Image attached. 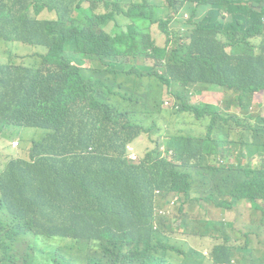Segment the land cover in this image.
I'll use <instances>...</instances> for the list:
<instances>
[{"label": "trees", "instance_id": "obj_1", "mask_svg": "<svg viewBox=\"0 0 264 264\" xmlns=\"http://www.w3.org/2000/svg\"><path fill=\"white\" fill-rule=\"evenodd\" d=\"M125 1L0 0V41L15 50L6 51L9 62H0V143L22 123L47 130L28 158H0V264H35L42 250H48L46 264H176L182 250L171 245L174 228L190 232L192 223L214 244L208 256L190 249L184 264H233L238 251L241 264H264V252L246 259L264 227V158L258 154L264 115L250 103L253 86L264 89V12H254L246 30L230 29L222 43L207 14L170 48V41L156 46L148 33L145 0H132L131 9ZM210 1L190 0V10L195 14ZM214 1L241 8L236 0ZM100 7L122 11L128 32H105ZM45 11L54 18L40 17ZM247 36L251 40L243 41ZM20 43L37 50L27 62L18 61L25 57ZM59 48L76 52L75 63ZM206 53L228 64L244 59L233 72L236 82L212 60L206 63ZM84 57L89 68L79 66ZM144 57L161 63L146 64ZM215 85L233 92L225 104L192 102ZM222 131L231 140L215 139ZM145 135L143 154L138 144ZM166 149L174 151L172 160ZM230 152L236 164L228 161ZM194 180L209 192L201 208L237 216L238 205L248 201L254 227L239 239L229 233L234 220L185 217L167 225L157 218L155 206L169 219L177 217L175 204L184 212L186 201L176 192ZM57 240L60 245L50 246Z\"/></svg>", "mask_w": 264, "mask_h": 264}, {"label": "rangeland", "instance_id": "obj_2", "mask_svg": "<svg viewBox=\"0 0 264 264\" xmlns=\"http://www.w3.org/2000/svg\"><path fill=\"white\" fill-rule=\"evenodd\" d=\"M240 9H235L232 6H221L217 4L216 1H210L207 4H200L195 12L190 10L191 2L190 0H145L143 1L149 11V16H151V22L148 26V33L155 39L156 43L160 46H163L166 41H170V48H178L186 39V34L188 31H191L195 28V24L199 22L205 15L210 14L209 22L212 28L216 29L217 35L215 36V41L222 43L226 39V33L232 29L236 28V32H241L251 27L252 22L251 18L254 12H264V0H236ZM195 6V3L193 4ZM126 9H131L133 7L132 0H126L124 2ZM98 11L106 15V19L103 23L100 24V27L107 33L113 34V30L116 27H125L126 26V17L122 11H118L116 7L111 9H106L103 7L98 8ZM75 18H81L82 15L74 13ZM42 18H51V14L47 11L41 14ZM54 18V17H52ZM264 19V18H263ZM264 21V20H263ZM251 40L249 36L243 39V41ZM7 44H13L12 42H7ZM21 52L25 55L22 59H19V62H27L28 57L34 55L37 50L34 49L35 46L25 43H20ZM127 46L130 48L131 41L127 40ZM28 48V49H27ZM8 50V51H7ZM61 54L71 57L72 61L75 63V58L77 53L68 49V48H59ZM6 51L8 55L15 53V50L9 46L4 45L0 41V62H9L10 60L6 57ZM209 60L216 66L222 67L226 71L227 77H230L233 81L236 82V77H233V72L239 70L242 65L245 64L244 59H239L236 62L229 61V64L221 58H217L213 54H205L204 61L209 64ZM125 65L130 64V58L124 57L123 60ZM143 62L149 65L158 64L161 62H156L150 57H144ZM82 68H89L90 61L88 58L83 59L79 65ZM217 70V68H215ZM249 84V83H248ZM247 84V85H248ZM218 86H212L210 91H205L201 95H196L197 97H192V102L197 103L200 101L211 102L215 104H225L226 97L231 93L227 90L217 89ZM254 90L250 98V103L253 105V111L256 114L264 115V91L262 88L253 86ZM235 109V108H233ZM244 122V121H243ZM236 130H241V133L254 138L252 135H249L251 131H248L245 126H237ZM46 128L40 126H34L30 124L22 123L18 126L13 127L9 131V136L11 139L4 140L0 143V158L9 161L13 157H22L28 158L30 151L33 145L36 142H40L46 136ZM264 133V130H262ZM229 133V132H228ZM238 136L240 133L237 131ZM217 140H231V135H227L225 131L217 133L215 136ZM261 139V138H260ZM149 144L148 136H144L141 142L138 144V148L143 151V154L146 151V147ZM154 145L151 147L153 148ZM208 153V152H206ZM139 155V158L143 155ZM258 154L261 159L264 158V150H259ZM219 162L222 160L219 158ZM228 161L236 164L235 154L230 152L228 155ZM195 162V159L190 161V165ZM208 191L201 186L199 180H194L189 186L188 190L184 192V197L186 201L184 213L189 216L191 219L197 220L198 218L205 217L206 220H213L218 223L227 224L228 222L235 221V230H229V233L237 238L241 239L243 233L254 225L250 222L251 219V203L244 201L237 207V216L224 210L222 208H210L209 211H206L204 208H201L200 204L205 200V197L208 195ZM263 204L262 201H260ZM165 207V205H163ZM179 205L175 204L171 211L174 216L179 217L180 213L178 211ZM260 213V211H259ZM241 231V233L238 232ZM262 240H255L251 244V250L246 251V259L250 260L252 256H258V252H264V227L261 228ZM197 229L194 225V229L188 232L182 227L175 226L174 228V242L171 243L172 246H178L182 252L175 259L176 264H184L185 256L190 249L200 251L206 256L209 255L210 248L214 244V241L211 239H203L201 236L197 235ZM50 246H58L61 244L59 240L50 243ZM48 250H42L41 253L37 254V260L35 264H46V253ZM241 252L238 251V256L233 261V264H241ZM49 264H53L52 261Z\"/></svg>", "mask_w": 264, "mask_h": 264}, {"label": "clouds", "instance_id": "obj_3", "mask_svg": "<svg viewBox=\"0 0 264 264\" xmlns=\"http://www.w3.org/2000/svg\"><path fill=\"white\" fill-rule=\"evenodd\" d=\"M152 39H153V41L155 42V45L156 46H158V47H165L166 45H167V41H166V43L163 45V46H160V45H158L157 43H156V41H155V39L152 37ZM219 89H223V90H227V91H229L231 94H233V92L232 91H230V90H228V89H225V88H222V87H219ZM263 91H264V89H262ZM206 91H210V90H206ZM205 92V91H204ZM203 92V93H204ZM202 93V94H203ZM198 96V95H197ZM196 96V97H197ZM195 97V98H196ZM204 102H206V101H204ZM211 103V102H210ZM164 149V148H163ZM164 156H166V157H168L170 160H172V157H173V155H174V151L173 150H169L168 151V149H166V151L164 152V154H163ZM177 193V196L179 197V198H182V199H184L185 200V197H184V192H176ZM163 213L161 212V211H159V210H157L156 209V206H155V215H156V217L157 218H164L165 219V223L167 224V225H169L170 224V222H173V223H175L176 221H177V219H178V221H181V220H183V218H185V217H188L189 218V216L187 215V214H185L184 212L183 213H181L180 214V216L179 217H176V218H174V219H169V218H167V217H165V216H163L162 215ZM191 219V218H190ZM191 220H193V219H191ZM193 225H195L194 223H192ZM156 226H159V221L158 220H156Z\"/></svg>", "mask_w": 264, "mask_h": 264}, {"label": "crops", "instance_id": "obj_4", "mask_svg": "<svg viewBox=\"0 0 264 264\" xmlns=\"http://www.w3.org/2000/svg\"><path fill=\"white\" fill-rule=\"evenodd\" d=\"M254 241V240H253Z\"/></svg>", "mask_w": 264, "mask_h": 264}]
</instances>
